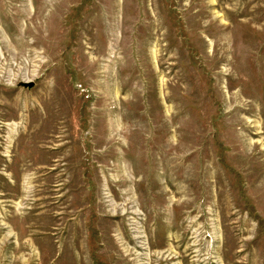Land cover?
Segmentation results:
<instances>
[{
  "label": "rangeland",
  "instance_id": "rangeland-1",
  "mask_svg": "<svg viewBox=\"0 0 264 264\" xmlns=\"http://www.w3.org/2000/svg\"><path fill=\"white\" fill-rule=\"evenodd\" d=\"M0 264H264V0H0Z\"/></svg>",
  "mask_w": 264,
  "mask_h": 264
},
{
  "label": "bare ground",
  "instance_id": "bare-ground-1",
  "mask_svg": "<svg viewBox=\"0 0 264 264\" xmlns=\"http://www.w3.org/2000/svg\"><path fill=\"white\" fill-rule=\"evenodd\" d=\"M2 37V36H1ZM19 42L24 43V37H19Z\"/></svg>",
  "mask_w": 264,
  "mask_h": 264
},
{
  "label": "water",
  "instance_id": "water-1",
  "mask_svg": "<svg viewBox=\"0 0 264 264\" xmlns=\"http://www.w3.org/2000/svg\"><path fill=\"white\" fill-rule=\"evenodd\" d=\"M29 85V84H28ZM29 87H31V85H29Z\"/></svg>",
  "mask_w": 264,
  "mask_h": 264
}]
</instances>
